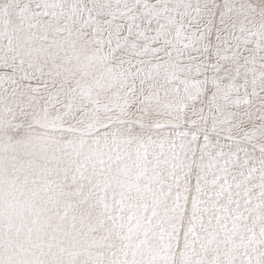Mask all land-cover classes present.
<instances>
[{
	"label": "snow or ice",
	"instance_id": "6c2138e0",
	"mask_svg": "<svg viewBox=\"0 0 264 264\" xmlns=\"http://www.w3.org/2000/svg\"><path fill=\"white\" fill-rule=\"evenodd\" d=\"M0 264H264V0H0Z\"/></svg>",
	"mask_w": 264,
	"mask_h": 264
}]
</instances>
